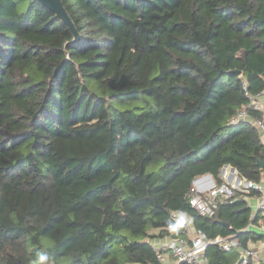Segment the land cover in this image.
I'll return each mask as SVG.
<instances>
[{"label": "trees", "instance_id": "obj_1", "mask_svg": "<svg viewBox=\"0 0 264 264\" xmlns=\"http://www.w3.org/2000/svg\"><path fill=\"white\" fill-rule=\"evenodd\" d=\"M62 3L75 41L38 1L0 0V264H161L151 240L186 231L172 212L240 246L263 237L217 215L237 196L211 216L187 197L226 164L264 179L258 129L230 122L264 84V0ZM235 249L209 245V263Z\"/></svg>", "mask_w": 264, "mask_h": 264}, {"label": "built area", "instance_id": "obj_2", "mask_svg": "<svg viewBox=\"0 0 264 264\" xmlns=\"http://www.w3.org/2000/svg\"><path fill=\"white\" fill-rule=\"evenodd\" d=\"M246 94L249 96L250 101L231 117L230 122L235 123L248 119L255 127L263 129L264 121L261 118L248 116L246 109H261V103L257 98L261 94H264V84L262 89L256 94L251 95L247 92ZM203 179L204 177L201 176L193 180L187 197L190 207L199 214L205 216L213 215L222 201L228 200L232 202L235 200L237 190L241 193H249L251 190H255L258 193V200L254 208L253 216L257 213L264 215V180L253 182L246 179L240 182L237 181L236 183V180L239 178L235 180L225 179L220 183H212L204 187L205 181ZM172 216L178 219L179 214L172 212ZM256 227L264 230V222L256 224ZM250 229L251 227L247 226L243 230L247 231ZM211 244L220 247L224 251H230L232 248L240 246V242L233 237L221 235L209 237L203 230L197 229L189 242L183 238L176 237L165 241L164 247L170 251L178 262H185L187 264H210L206 250ZM241 252L243 254L241 264H264V237L255 246H244ZM156 257L159 260L164 259L161 249L156 251Z\"/></svg>", "mask_w": 264, "mask_h": 264}, {"label": "crops", "instance_id": "obj_3", "mask_svg": "<svg viewBox=\"0 0 264 264\" xmlns=\"http://www.w3.org/2000/svg\"><path fill=\"white\" fill-rule=\"evenodd\" d=\"M257 99L261 103V109L259 110V115H260L259 117L264 121V94H261L260 96H258ZM256 128L258 129L261 141L264 143V128L263 129L258 128V127H256ZM201 176L204 177V179H203V181H205L204 187H207V186L211 185L212 183H216L213 176L210 173H209V176H207L205 173L202 175H197L196 177L199 178ZM196 177H194V179ZM220 177L222 178V180H225V179L235 180V179L239 178L238 180H236V183H237V181L240 182V181L246 180V178L241 177L239 175L238 171L234 167H232L228 164L224 165L221 168ZM193 180H192V182H193ZM263 180L264 179H262L261 181H263ZM236 196H237L238 200L239 199L242 200V206L241 207L245 209L242 212V214L238 215V212L241 211L240 210L241 207L240 208L239 207H232V208L226 207V208H222L221 210H219V212H217V215L219 214L220 219H223V220L228 219V217H231L233 219L240 217V219H241L244 215H248L247 220L243 223H241L240 220H238V221L235 220L233 222V228H234L233 230L234 231L235 230H243L245 227L249 226V227H251L250 230H256L260 234L264 235V230H261V229L256 227V224H260V223L264 222V218H263L264 215L259 214L260 217L258 218V220H256V222L252 221V217L254 214V208H255V205H256L257 200H258V193L255 190H251L249 193H241L240 192ZM230 211H232L234 213L230 214ZM177 213L179 214V217H178V219L175 218V220H177V221L182 220L185 224V230L186 231L183 234H177V233H175V230L173 228H171V232H172L171 235L164 236V237H156V238L151 240V244L153 245L154 250L157 251V250L161 249V252L164 256V259L159 260L161 264H179L180 263L170 253V251L166 247H164L165 241H168L169 239L174 238L173 235H176V237L183 238L184 240L189 242V240L194 236L196 230L200 229V228H196L194 226L193 219L188 213H183V212H177ZM223 224H226L228 226L229 223L224 221ZM229 226H232V225L229 224ZM219 234H220L219 232L215 233V235H219ZM228 236L237 239V237L235 236V233H231ZM263 237H259L257 239L249 238L246 241V245H244V246H248V247L255 246L258 244L259 240ZM244 246L241 245V246L236 247L235 250L238 253L237 259L240 255L241 249ZM240 264H241V262H240Z\"/></svg>", "mask_w": 264, "mask_h": 264}, {"label": "water", "instance_id": "obj_4", "mask_svg": "<svg viewBox=\"0 0 264 264\" xmlns=\"http://www.w3.org/2000/svg\"><path fill=\"white\" fill-rule=\"evenodd\" d=\"M36 1H38L43 6H46L50 10H52V12H54V14L58 18H60V20L64 24H66L69 27V29L71 30V32L73 34L72 41H75L79 38L78 31H77L76 27L74 26L69 14L67 13V11H66L63 3H62V0H36ZM237 73H239V72L237 71ZM257 163L260 166H262V163H260L259 161H257ZM206 175L209 176V173H206ZM173 237L175 238L176 235H173ZM242 258H243V254H242V252H240L238 259L233 264H240Z\"/></svg>", "mask_w": 264, "mask_h": 264}, {"label": "clouds", "instance_id": "obj_5", "mask_svg": "<svg viewBox=\"0 0 264 264\" xmlns=\"http://www.w3.org/2000/svg\"><path fill=\"white\" fill-rule=\"evenodd\" d=\"M51 255L49 252H40L38 253L36 264H47L51 260Z\"/></svg>", "mask_w": 264, "mask_h": 264}, {"label": "rangeland", "instance_id": "obj_6", "mask_svg": "<svg viewBox=\"0 0 264 264\" xmlns=\"http://www.w3.org/2000/svg\"><path fill=\"white\" fill-rule=\"evenodd\" d=\"M254 208V207H253Z\"/></svg>", "mask_w": 264, "mask_h": 264}]
</instances>
